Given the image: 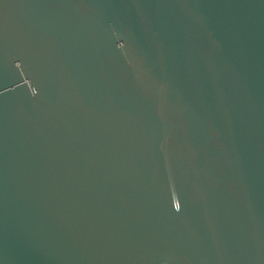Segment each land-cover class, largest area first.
Masks as SVG:
<instances>
[{
    "label": "water",
    "instance_id": "obj_1",
    "mask_svg": "<svg viewBox=\"0 0 264 264\" xmlns=\"http://www.w3.org/2000/svg\"><path fill=\"white\" fill-rule=\"evenodd\" d=\"M0 264H264V0H0Z\"/></svg>",
    "mask_w": 264,
    "mask_h": 264
}]
</instances>
